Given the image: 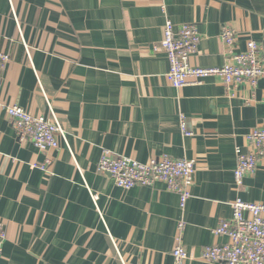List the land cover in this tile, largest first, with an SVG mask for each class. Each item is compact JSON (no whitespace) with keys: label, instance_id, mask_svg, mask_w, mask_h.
I'll return each mask as SVG.
<instances>
[{"label":"crops","instance_id":"obj_1","mask_svg":"<svg viewBox=\"0 0 264 264\" xmlns=\"http://www.w3.org/2000/svg\"><path fill=\"white\" fill-rule=\"evenodd\" d=\"M167 21L198 27L197 69L264 44V0H0V51L10 55L0 103L48 117V98L66 132L59 149L41 152L0 108V264H173L179 238L186 264H222L204 252L228 243L215 229L232 203L264 205V158L242 186L234 178L236 147L247 151L246 136L264 129V80L174 88L161 49ZM225 26L236 31L233 49ZM105 150L143 164L192 160L191 199L181 207L161 183L119 188L98 171Z\"/></svg>","mask_w":264,"mask_h":264},{"label":"built area","instance_id":"obj_2","mask_svg":"<svg viewBox=\"0 0 264 264\" xmlns=\"http://www.w3.org/2000/svg\"><path fill=\"white\" fill-rule=\"evenodd\" d=\"M19 30H21L18 25ZM221 40L233 49L237 43L236 31L225 26L221 31ZM201 34L195 24H186L181 28L167 21L161 49L167 55L170 69L166 75L168 82L177 89L189 85H201L207 78L218 77L227 86L248 85L255 88L264 80V44L251 40L245 51L230 53L225 64L219 68L197 69L190 64L192 56L197 54ZM30 58V49L26 46ZM10 60V55L0 51V70ZM50 116H35L18 106H3L12 120L16 134L21 142H29L41 152L57 150L60 138L66 140V132L60 118L47 98ZM181 130L185 136H191L187 120L181 115ZM247 151L236 147V167L234 178L242 186L247 176L257 173L259 163L264 158V129H255L246 136ZM51 159L40 167L48 170ZM98 171L112 178L123 190L135 187H153L164 184L168 190L176 193L181 207H185L192 197L195 165L192 160L173 159L162 156L147 164L129 158L115 157L105 150L98 164ZM95 201L97 197L94 198ZM233 214L230 219L222 220L215 234L228 238L224 245L209 246L204 258L222 264H264V205L244 202L238 198L232 203ZM184 224H180L182 231ZM8 237L6 229L0 225V247ZM173 264H186L189 254L180 238L172 251Z\"/></svg>","mask_w":264,"mask_h":264}]
</instances>
